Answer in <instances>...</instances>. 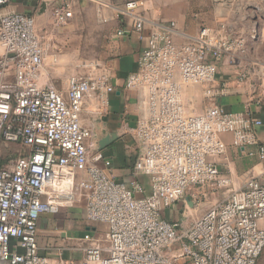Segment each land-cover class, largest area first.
<instances>
[{
	"label": "built area",
	"instance_id": "built-area-1",
	"mask_svg": "<svg viewBox=\"0 0 264 264\" xmlns=\"http://www.w3.org/2000/svg\"><path fill=\"white\" fill-rule=\"evenodd\" d=\"M18 1L0 0V264H256L264 250V171L236 176L222 136L264 163L262 122L216 102L229 91L218 77L225 57L247 65L235 82L246 80L248 69L264 80V65H248L244 40L231 38L225 23L215 30L200 25L190 36L149 0L118 6L90 0L99 21L118 25L117 37L145 45L123 84L133 106L124 108V131L138 150L133 177L123 181L102 151L89 154L91 129L82 122L89 102L92 116L109 111L116 91L107 70L53 85L44 73L47 48L34 28L36 9H9ZM73 3L53 4L54 28L73 20ZM193 87L201 91L199 113ZM262 96L259 91L252 100ZM9 145L19 152L3 157L1 148ZM219 192L222 200L191 221L183 213L179 220L163 215L176 206L189 215L200 199ZM73 208L86 223L107 228L104 245L93 238L95 230L85 231L78 239L86 244L82 260L43 255L39 220Z\"/></svg>",
	"mask_w": 264,
	"mask_h": 264
},
{
	"label": "crops",
	"instance_id": "crops-1",
	"mask_svg": "<svg viewBox=\"0 0 264 264\" xmlns=\"http://www.w3.org/2000/svg\"><path fill=\"white\" fill-rule=\"evenodd\" d=\"M80 1V0H78ZM114 6L121 5L127 0H107ZM238 0H149V2L159 10L161 16L165 20L175 21L181 30L190 36H195L200 25L215 30L219 23H225L231 33V38H242L247 46L248 35L250 29L258 31L256 41L264 37V3L261 8L253 5L242 6ZM264 2V0H262ZM77 0H74L73 5L76 6ZM80 3V2H79ZM35 0L18 1L16 5L9 9L29 13L35 10ZM74 7V6H73ZM35 8V9H34ZM74 15L76 9L73 8ZM113 34L111 41L112 58L108 61V75L111 83L116 91L110 95L109 111L111 115L108 118V132H118V119L122 118L123 122L126 119L124 108L127 106L129 110L133 108L132 99L123 91V84L126 76L135 72L136 62L140 51L145 46L130 37H117L115 32L118 25L111 24ZM147 34V32H145ZM262 37V38H261ZM249 56L247 55V58ZM247 65L244 62L236 61L230 63L228 57L222 60L219 69V80L223 79L228 82V94L217 99V105L227 112L232 113H249L254 119L262 122L257 128L259 141L264 144V99L257 102L252 100L253 95L258 92L264 94V80H261L255 72L248 69L247 79L243 82H235L234 77L237 73L246 70ZM57 87V86H56ZM91 102L87 103L82 113V122L90 126V118L92 116ZM87 112V113H86ZM86 113L88 118H84ZM129 136L124 131L123 136L119 137L108 148L104 149L103 154L111 160L112 170L117 179L129 180L132 176V166L135 157H131L128 151L125 150L126 144L129 142ZM222 140L228 146L229 167L236 176H242L246 173L259 175L264 171V163L257 160L256 157H247L242 150H238L231 145V137L228 135L222 136ZM132 141V140H131ZM133 158V159H132ZM144 186L147 187V179L144 177L137 178ZM45 217V216H43ZM43 217L38 222L43 219ZM94 230H96L94 228ZM38 236V231H37ZM50 258L55 259L54 256Z\"/></svg>",
	"mask_w": 264,
	"mask_h": 264
},
{
	"label": "rangeland",
	"instance_id": "rangeland-1",
	"mask_svg": "<svg viewBox=\"0 0 264 264\" xmlns=\"http://www.w3.org/2000/svg\"><path fill=\"white\" fill-rule=\"evenodd\" d=\"M75 15L69 24L54 28L51 20L47 16H36L37 32L45 37L47 48L46 58L44 61V73L53 85L62 87L67 79L73 75H83L91 71L107 70L108 61L112 58L111 41L112 26L102 23L97 19L98 6L90 0H77ZM80 2V3H79ZM240 5H253L261 8L262 0H238ZM258 31L250 29L246 47V58L248 65L256 69H260L264 65V37L256 41ZM91 62L99 64L100 67L91 68L84 67V63ZM192 96H197V102L194 106L197 113L203 109L201 101V91L197 88H190ZM87 113V112H86ZM86 113L83 117L88 118ZM133 119V114H131ZM130 138V137H129ZM125 150L134 158L137 156L138 150L131 138L126 144ZM19 152L17 146L9 145L1 148L3 157L15 155ZM132 158V159H133ZM113 163V160H112ZM222 200L221 192L217 194H209L208 198L200 199L197 208L188 210L185 214L184 208L176 206L171 211H164L163 215L170 220L183 219V215L187 217L186 221H191L203 214L213 204ZM87 227L95 228L93 238L104 245V235L107 228L102 224L90 225L86 223L83 213L79 209L63 213L60 216H45L39 223L38 244L40 251L47 257L58 256L63 260L79 261L83 259L84 248L86 244L79 239L85 233ZM256 264H264V250L259 256Z\"/></svg>",
	"mask_w": 264,
	"mask_h": 264
},
{
	"label": "water",
	"instance_id": "water-1",
	"mask_svg": "<svg viewBox=\"0 0 264 264\" xmlns=\"http://www.w3.org/2000/svg\"><path fill=\"white\" fill-rule=\"evenodd\" d=\"M57 0H40L35 10L36 16H47L50 18L53 4ZM34 28L37 31L36 19L34 17ZM111 115L110 111L99 113L90 118L91 139L89 142V154L93 155L97 152L108 148L113 142L124 134V126L122 118L118 119L117 131L108 132V118ZM189 206L192 203L189 198H186ZM86 231H94V228L87 227Z\"/></svg>",
	"mask_w": 264,
	"mask_h": 264
}]
</instances>
